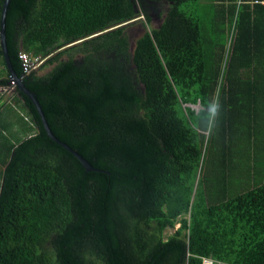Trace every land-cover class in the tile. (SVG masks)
<instances>
[{
  "label": "trees",
  "instance_id": "obj_1",
  "mask_svg": "<svg viewBox=\"0 0 264 264\" xmlns=\"http://www.w3.org/2000/svg\"><path fill=\"white\" fill-rule=\"evenodd\" d=\"M4 40L94 170L14 88L35 131L0 148V264H264V0H9ZM20 51L55 64L22 76Z\"/></svg>",
  "mask_w": 264,
  "mask_h": 264
},
{
  "label": "crops",
  "instance_id": "obj_2",
  "mask_svg": "<svg viewBox=\"0 0 264 264\" xmlns=\"http://www.w3.org/2000/svg\"><path fill=\"white\" fill-rule=\"evenodd\" d=\"M15 88V87H14ZM13 88V89H14ZM10 88L0 86V148L3 150L9 142L23 140L29 137L34 127L29 117H20L19 109L23 108L21 100L16 93L10 94ZM16 92V91H15ZM256 158L264 153V139L259 143L253 152ZM2 164L0 162V172ZM1 181V180H0Z\"/></svg>",
  "mask_w": 264,
  "mask_h": 264
},
{
  "label": "rangeland",
  "instance_id": "obj_3",
  "mask_svg": "<svg viewBox=\"0 0 264 264\" xmlns=\"http://www.w3.org/2000/svg\"><path fill=\"white\" fill-rule=\"evenodd\" d=\"M209 2V0H197V3L200 5L205 6L207 3ZM155 8L158 10V13H163L165 8H166V4L162 1H159L155 4ZM150 21L145 24L143 22L142 19L139 20L140 17H137L136 20L127 23L124 25V33L126 35L127 41H128V45H129V50L131 51L134 45V41L146 30V29H151V28H156L158 26V24L160 23V17L156 16L155 13H151L150 14ZM79 55H74L73 59L77 60L79 59ZM60 60H65L66 59V55H62L60 58ZM44 61V60H43ZM43 63V62H42ZM41 63V64H42ZM41 64L38 66L37 69H35L33 72L35 75L37 76H42L45 75L52 67L55 63L52 64H46L44 66H41ZM10 88V94L15 95L16 96V92L13 89V85L9 86ZM19 113H20V119L22 117H29L27 111L24 108H20L19 109ZM260 157L256 160L255 162V167H256V171H257V177H262L264 176V153L263 155H259ZM178 224H175L172 228H166L163 231V235L167 236L173 233V231L177 228Z\"/></svg>",
  "mask_w": 264,
  "mask_h": 264
},
{
  "label": "water",
  "instance_id": "obj_4",
  "mask_svg": "<svg viewBox=\"0 0 264 264\" xmlns=\"http://www.w3.org/2000/svg\"><path fill=\"white\" fill-rule=\"evenodd\" d=\"M9 0H2V5H1V10H0V55L3 59L4 62V66L6 68V71L8 73V75L11 77L12 82L14 84V87L23 95L25 96L29 102L31 103V105L33 106L39 120L40 123L42 125V128L46 134V136L53 141L54 143H56L57 145H59L61 148H63L64 150H66L67 152H69L73 157L76 158V160L80 163L81 167L85 170V171H92L94 170L86 160H84L80 155H78L75 151L71 150L67 145H65L64 143L60 142L58 139H56L52 133L50 132L43 114L41 112L40 106L38 105V102L36 100V98L34 97V94L32 92H30L22 83L20 77H16L15 74L13 73L9 60H8V56L6 53V47H5V40H4V17H5V12H6V7L8 4ZM136 18L122 23L120 25H125L127 23H130L134 20H136ZM119 26V25H118Z\"/></svg>",
  "mask_w": 264,
  "mask_h": 264
},
{
  "label": "built area",
  "instance_id": "obj_5",
  "mask_svg": "<svg viewBox=\"0 0 264 264\" xmlns=\"http://www.w3.org/2000/svg\"><path fill=\"white\" fill-rule=\"evenodd\" d=\"M18 58L20 61V67H21V72H22V76H26L28 74H30L32 71H34L35 69L38 68V66L43 62L44 58H41L39 56H31L30 54L26 53V52H22L20 51L18 53ZM8 83L9 85H7V87H9L10 85L14 84L12 82L11 77L8 75ZM194 107L195 110H197L199 108L198 105L196 106H192ZM201 264H222L218 261L213 260L210 257H202L201 258Z\"/></svg>",
  "mask_w": 264,
  "mask_h": 264
}]
</instances>
